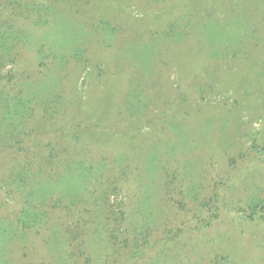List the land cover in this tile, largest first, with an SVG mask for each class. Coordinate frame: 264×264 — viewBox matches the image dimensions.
Masks as SVG:
<instances>
[{"label":"rangeland","instance_id":"374dc122","mask_svg":"<svg viewBox=\"0 0 264 264\" xmlns=\"http://www.w3.org/2000/svg\"><path fill=\"white\" fill-rule=\"evenodd\" d=\"M0 63V264H264V0H0Z\"/></svg>","mask_w":264,"mask_h":264},{"label":"trees","instance_id":"16d2710c","mask_svg":"<svg viewBox=\"0 0 264 264\" xmlns=\"http://www.w3.org/2000/svg\"><path fill=\"white\" fill-rule=\"evenodd\" d=\"M2 49H4V50H2ZM1 50L3 51V54H4V56H2V58H1V60L2 61L7 60L8 62H12L11 58H10L11 55L14 54L12 48L2 45ZM0 66H2V65H0Z\"/></svg>","mask_w":264,"mask_h":264}]
</instances>
